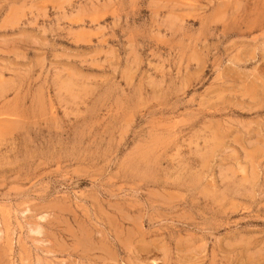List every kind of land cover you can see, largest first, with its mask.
<instances>
[{
    "label": "rangeland",
    "instance_id": "374dc122",
    "mask_svg": "<svg viewBox=\"0 0 264 264\" xmlns=\"http://www.w3.org/2000/svg\"><path fill=\"white\" fill-rule=\"evenodd\" d=\"M0 264H264V0H0Z\"/></svg>",
    "mask_w": 264,
    "mask_h": 264
}]
</instances>
